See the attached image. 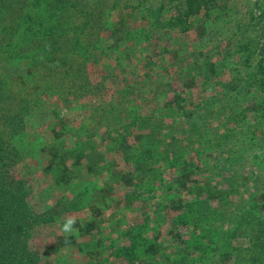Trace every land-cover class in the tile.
I'll use <instances>...</instances> for the list:
<instances>
[{
	"label": "rangeland",
	"instance_id": "374dc122",
	"mask_svg": "<svg viewBox=\"0 0 264 264\" xmlns=\"http://www.w3.org/2000/svg\"><path fill=\"white\" fill-rule=\"evenodd\" d=\"M224 8L230 11L208 15L202 10L189 17L191 28L184 32L167 30L151 39L139 32L133 42L105 39L101 56L86 64L94 92L77 96L72 89L64 97L45 96L26 119L25 157L14 169L30 185L35 209L60 211L31 233L42 264H175L189 251H200L207 264V252L227 224L217 214L206 216L203 202L217 209L225 197L232 210L264 192L255 183L264 181L263 167L252 160L233 178L231 169L218 168V152L206 149L203 141L217 136L205 131L218 127L220 133L221 117L203 116L199 140L180 114L182 107L197 114L192 107L199 102L198 114L208 113L204 99L219 95L234 69L238 85L247 81L254 99L243 100L250 107L245 122L257 116L255 133L264 134V0H228ZM18 38L12 40H24ZM131 42L136 46L129 50ZM199 51L200 59L212 56L219 74L208 81L197 72L179 79L187 68L180 56L188 54L191 65L190 54ZM8 64L28 80V63L12 57ZM132 116H137L135 125L129 124ZM176 145L181 151L174 150ZM69 217L75 218L78 234L61 230ZM126 248L132 258L123 254ZM194 256H185L187 264Z\"/></svg>",
	"mask_w": 264,
	"mask_h": 264
},
{
	"label": "trees",
	"instance_id": "16d2710c",
	"mask_svg": "<svg viewBox=\"0 0 264 264\" xmlns=\"http://www.w3.org/2000/svg\"><path fill=\"white\" fill-rule=\"evenodd\" d=\"M227 2L0 0V264H42L39 251L31 244V233L37 226L53 221L60 212L56 208L47 211L35 209L30 201V185L14 169L25 157L29 140L26 119L41 106L43 98L53 93L62 97L71 95L69 92L72 89L77 96L94 92L95 88L89 87L86 64L96 62L101 56L105 39L135 41V35L139 32L145 39L164 36L163 31L169 34L167 30L184 32L191 28L189 17L202 10L207 11L208 15L212 11L221 14L229 10L224 8ZM137 24L142 27L136 28ZM215 33L218 34L219 29H215ZM20 36L22 38L18 39L23 41L12 40ZM132 42L129 50L136 46ZM182 49L183 45L179 51ZM201 55L200 51L190 54L191 65L187 64L188 54L184 58V55L180 56L181 61H186L187 68L180 70L179 79L186 76L191 78L197 72L208 81L211 75L218 73V68L211 65L212 56L200 59ZM12 57L28 63L25 75L28 80H22L21 75L16 74V69L8 64ZM3 58L5 63L2 62ZM262 58L257 62L262 61ZM207 66L210 68H205ZM232 71V78L221 89V93L204 99L208 113L198 114L199 108L203 106L199 102L192 107L197 108V114L193 110H185V107L181 108L183 111L180 114L187 117L189 129H194L199 140L202 139L200 121L203 116H207V120L221 117L224 129L219 133L218 127L208 126L205 132L214 131L217 137L207 138L203 142L210 153L218 152L215 161L218 168L231 169L233 178H237V170L253 164V161L264 171V134L258 136L255 133L257 116L251 123L245 122L250 107H244L243 100L250 102L254 99L249 96L247 81L238 85L235 70ZM229 93L231 99L225 100L224 97ZM176 102L179 101L175 99L173 103L178 105ZM136 117L132 116L129 124L135 125ZM228 126L231 127L228 129ZM249 126L252 132H249ZM237 130L239 134H236ZM174 150L181 151V146L176 145ZM222 153L225 157L220 159ZM255 183L264 186V181L256 179ZM181 185H184V181ZM258 191L249 203L233 208V211L228 207L225 197L221 199L223 203H218L217 209L208 201L203 202L206 216L208 213L217 214L227 224V229L213 240L215 246L207 252L211 258L207 264H264V192ZM181 207L183 209L184 205ZM182 215L179 213L181 218L184 217ZM208 235L210 232L203 234ZM237 240H241L240 244ZM192 252L195 253H181V258L173 263L187 264L188 258L185 256L196 254L193 262L206 264L200 251ZM131 253L132 249H123L128 259L132 258ZM117 254L121 256L122 252Z\"/></svg>",
	"mask_w": 264,
	"mask_h": 264
},
{
	"label": "clouds",
	"instance_id": "9594fccd",
	"mask_svg": "<svg viewBox=\"0 0 264 264\" xmlns=\"http://www.w3.org/2000/svg\"><path fill=\"white\" fill-rule=\"evenodd\" d=\"M75 223V218L69 217L62 223L61 230L66 234H78Z\"/></svg>",
	"mask_w": 264,
	"mask_h": 264
}]
</instances>
